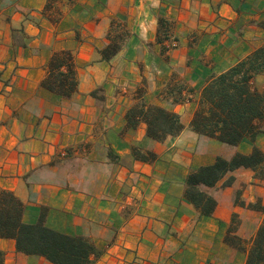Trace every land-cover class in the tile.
Masks as SVG:
<instances>
[{"label": "crops", "instance_id": "crops-1", "mask_svg": "<svg viewBox=\"0 0 264 264\" xmlns=\"http://www.w3.org/2000/svg\"><path fill=\"white\" fill-rule=\"evenodd\" d=\"M47 5L0 0V195L24 203L25 223L43 216L88 238L94 264H205L200 238L212 229L224 240L239 212L230 190L250 170L234 172L220 196L207 189L218 202L211 217L185 199L187 177L217 157L264 151V133L228 149L190 124L208 81L264 44V0H59L55 20ZM119 25L128 38L106 61ZM64 50L78 80L69 99L42 85ZM140 102L178 114L182 133L158 142L145 122L129 127ZM0 251L3 264H53L13 239H0Z\"/></svg>", "mask_w": 264, "mask_h": 264}, {"label": "trees", "instance_id": "trees-1", "mask_svg": "<svg viewBox=\"0 0 264 264\" xmlns=\"http://www.w3.org/2000/svg\"><path fill=\"white\" fill-rule=\"evenodd\" d=\"M58 1L48 0L46 10L56 11L52 20L59 14L54 8ZM116 33L100 52L106 61L122 49V35ZM258 76H264V44L228 71L208 81L190 124L192 131L232 147L239 146L246 138L255 143L264 133V90L255 84ZM42 85L65 99L72 97L78 88L72 52L53 53ZM127 120L132 128L145 122L148 137L158 142L177 137L184 129L178 114L144 102L129 110ZM240 169L250 170L256 180L264 181V151L255 145L250 154L237 152L230 159L217 157L213 164L191 171L185 184V199L201 217L213 216L218 202L207 189L220 184L224 188L233 186L236 181L233 173ZM241 205L246 204L241 202ZM247 207L255 208L253 204ZM24 211L25 205L16 195L10 191L1 193L0 239H13L19 252L44 257L53 264H94L99 257L100 252L88 238L55 231L45 225L43 216L36 224L25 223ZM238 218L234 213L224 241L228 246L242 250L239 244L242 240L237 235ZM3 260L4 253L0 251V264ZM245 264H264V217L248 249Z\"/></svg>", "mask_w": 264, "mask_h": 264}, {"label": "rangeland", "instance_id": "rangeland-1", "mask_svg": "<svg viewBox=\"0 0 264 264\" xmlns=\"http://www.w3.org/2000/svg\"><path fill=\"white\" fill-rule=\"evenodd\" d=\"M54 8L56 7L54 6ZM53 15L55 18L56 11L53 12ZM115 32H117L116 34L122 35L123 47L126 38H128V32L121 28L120 25ZM255 84L259 89L264 90V77L256 79ZM222 145L228 149L234 148L225 144ZM238 175L239 180L235 183L233 188H231L230 192L232 193L233 202L239 208V212L236 213L239 216L237 221L239 224L237 235L242 240L239 244L243 249L238 250L228 246L223 240V235L220 231L213 236L212 229H208V233L200 238V240L204 243L206 242L208 246V251H203L204 255H202V258H206L205 264H245L248 249L263 220L264 181L256 180L252 171H242L238 173ZM226 189L227 188L220 185L217 188L211 189V194L220 196ZM227 198L228 196L226 195L224 201L228 200ZM241 202H244L246 205L242 206ZM252 204L255 208L247 207ZM195 243H197L196 239H194V244ZM194 253L196 254V252Z\"/></svg>", "mask_w": 264, "mask_h": 264}]
</instances>
